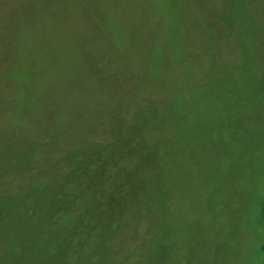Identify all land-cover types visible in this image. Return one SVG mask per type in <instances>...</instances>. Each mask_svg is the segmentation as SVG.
<instances>
[{
    "label": "rangeland",
    "instance_id": "374dc122",
    "mask_svg": "<svg viewBox=\"0 0 264 264\" xmlns=\"http://www.w3.org/2000/svg\"><path fill=\"white\" fill-rule=\"evenodd\" d=\"M10 251L264 264V0H0Z\"/></svg>",
    "mask_w": 264,
    "mask_h": 264
},
{
    "label": "trees",
    "instance_id": "16d2710c",
    "mask_svg": "<svg viewBox=\"0 0 264 264\" xmlns=\"http://www.w3.org/2000/svg\"><path fill=\"white\" fill-rule=\"evenodd\" d=\"M94 168H97L98 169V167H94ZM91 176L93 177L95 174H93V172H91ZM87 175H89V174H87ZM82 188H84L82 185H80ZM125 190V189H124ZM70 199L71 198H69V199H66L67 201L66 202H68V201H70ZM87 209H89V208H87ZM64 212H65V214L68 216V217H70V215L71 214H74L75 216H77V215H79V213H80V210H79V207H76V205H70V206H65V208H64ZM108 212H109V210H104L103 212H102V214L104 215V216H108L109 214H108ZM103 216V217H104ZM67 217V218H68ZM102 217V218H103ZM110 218V217H109ZM108 218V219H109ZM110 220V219H109ZM104 221H106V223H107V226H110L109 228V231H111V230H113V229H115L114 228V225H115V223L114 222H112L111 220H110V222L111 223H109V221L107 220V218H105L104 217ZM108 221V222H107ZM104 222H102V224H103ZM105 229L107 228V227H104ZM104 232H106L105 230H103ZM108 231V232H109ZM3 251H4V248L2 249ZM2 250H1V252H2ZM2 253H4V252H2ZM22 253H24V252H21V254ZM0 255H3V254H0ZM4 264H6V262H8L9 264H12V263H15V262H18L19 260H21V259H23V257L21 256V255H19V253H14V252H12V251H10V252H8L7 254H5L4 256ZM1 259L2 258H0V263H1Z\"/></svg>",
    "mask_w": 264,
    "mask_h": 264
}]
</instances>
